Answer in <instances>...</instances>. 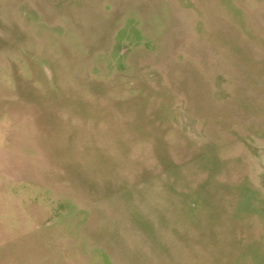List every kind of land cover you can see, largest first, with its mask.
<instances>
[{
  "label": "rangeland",
  "instance_id": "1",
  "mask_svg": "<svg viewBox=\"0 0 264 264\" xmlns=\"http://www.w3.org/2000/svg\"><path fill=\"white\" fill-rule=\"evenodd\" d=\"M0 264H264V0H0Z\"/></svg>",
  "mask_w": 264,
  "mask_h": 264
}]
</instances>
